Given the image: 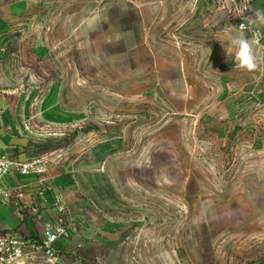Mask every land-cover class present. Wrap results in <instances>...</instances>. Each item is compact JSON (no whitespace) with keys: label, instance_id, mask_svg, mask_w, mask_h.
Returning a JSON list of instances; mask_svg holds the SVG:
<instances>
[{"label":"rangeland","instance_id":"374dc122","mask_svg":"<svg viewBox=\"0 0 264 264\" xmlns=\"http://www.w3.org/2000/svg\"><path fill=\"white\" fill-rule=\"evenodd\" d=\"M25 1L0 89L64 177L54 264H264V48L237 67L211 1Z\"/></svg>","mask_w":264,"mask_h":264},{"label":"built area","instance_id":"2783aa9c","mask_svg":"<svg viewBox=\"0 0 264 264\" xmlns=\"http://www.w3.org/2000/svg\"><path fill=\"white\" fill-rule=\"evenodd\" d=\"M155 1L175 5L192 4L191 0ZM209 1L214 4L217 10L224 11L228 16V27H238L240 24H244V36H247L249 40H255L256 44L260 43L261 36L254 25L250 23V19L253 18L252 0H196V3L205 5ZM236 31H239V29ZM4 112L5 108L0 103V118L4 115ZM19 134H22L21 131H19ZM0 161H7L11 164L7 172L0 175V207L11 205L17 210L25 207L23 195L28 185L19 182L9 184L7 177H18L19 175L34 173L37 176L35 186L39 188L38 191L40 193L42 192L43 185L48 180L53 179V175L49 174L47 169L46 159L41 155L21 160L16 155L0 152ZM38 168H43V171H37ZM58 202L59 199L57 198L54 201V207L58 211V217L54 221L47 222L46 229L43 231L41 237L23 235L15 228L0 230V264H33V261L39 258H44L46 264L55 263V246L60 243V239L68 237V233L63 226V205ZM58 229H62L63 231L59 232ZM50 236H54L55 239H51ZM17 249L20 252L19 257L17 256Z\"/></svg>","mask_w":264,"mask_h":264},{"label":"crops","instance_id":"0c3cea01","mask_svg":"<svg viewBox=\"0 0 264 264\" xmlns=\"http://www.w3.org/2000/svg\"><path fill=\"white\" fill-rule=\"evenodd\" d=\"M3 1L0 2V37L10 31L20 16L24 15L28 9V3L25 0ZM252 7L254 17L257 10L264 11V0H252ZM254 27L261 36L260 43L254 45L256 55H260L264 48V25L255 24ZM7 93H9V90L0 89V103L5 108L4 115L0 118V152L13 154L21 160H26L34 157L31 155L33 148L28 143L29 141L17 131L15 100L13 96L7 95ZM23 105L21 106L19 103L18 109L21 106L19 111L24 114L25 106ZM52 107L51 98L47 95L41 108L49 112ZM19 176L7 177V181L9 184L19 182L28 185L23 195L25 207L17 210L11 205L1 206L0 230L15 228L23 235L41 237L46 229L47 222L52 221V217L58 215L53 203L55 196L61 192L59 185L64 183V177L55 174L52 180H48L43 185L40 193L39 188L35 186L36 174L22 175L25 178L21 180Z\"/></svg>","mask_w":264,"mask_h":264},{"label":"clouds","instance_id":"9594fccd","mask_svg":"<svg viewBox=\"0 0 264 264\" xmlns=\"http://www.w3.org/2000/svg\"><path fill=\"white\" fill-rule=\"evenodd\" d=\"M192 7H195L196 0H191ZM250 23L264 25V11L257 10L254 14V17L250 19ZM237 35L231 38L230 45L233 49L234 59L236 61L237 67L240 69L246 70L248 72H254L258 68L257 55L255 52L254 45L256 44L255 40H249L244 36L243 31L245 29L244 24H240L238 27H233L232 30H237ZM11 166L10 162L0 161V175H3L7 172L8 168ZM37 171H43V168H38ZM59 232H62V229H58ZM50 235V233H49ZM51 239H55L54 236H50ZM20 252L17 249V256L19 257Z\"/></svg>","mask_w":264,"mask_h":264}]
</instances>
